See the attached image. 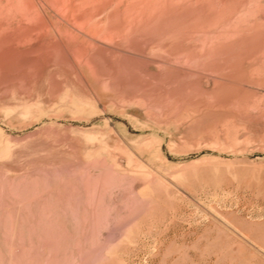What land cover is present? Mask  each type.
I'll use <instances>...</instances> for the list:
<instances>
[{"label": "rangeland", "instance_id": "rangeland-1", "mask_svg": "<svg viewBox=\"0 0 264 264\" xmlns=\"http://www.w3.org/2000/svg\"><path fill=\"white\" fill-rule=\"evenodd\" d=\"M0 264H264V0H0Z\"/></svg>", "mask_w": 264, "mask_h": 264}]
</instances>
